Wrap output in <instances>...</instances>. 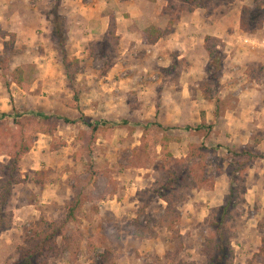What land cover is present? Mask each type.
Returning a JSON list of instances; mask_svg holds the SVG:
<instances>
[{
    "label": "rangeland",
    "instance_id": "374dc122",
    "mask_svg": "<svg viewBox=\"0 0 264 264\" xmlns=\"http://www.w3.org/2000/svg\"><path fill=\"white\" fill-rule=\"evenodd\" d=\"M34 5H37V3H34ZM53 5L54 1L48 0L44 6V10L47 11V15L49 16L53 14ZM241 5V1H235L230 4L213 1L206 7L197 8L198 18L205 24L206 29L210 28L211 31H213L214 27H217L218 31V25L223 24L221 22L218 23V18L221 13L226 12L230 14L232 18L230 24L232 29L235 30L236 28L234 27L233 21H236V24H238V18H236V16ZM244 7L252 8L248 11V17H244L246 20L245 25H242V18L240 22L241 28L247 30L249 35H232L231 39L225 36L226 39L224 40L212 34L207 35L222 40V50L225 55V58L222 60L223 73L220 82L218 85L214 84L211 88L210 95L212 100L215 99V96H219L224 90V86L227 82L222 83L221 80L226 72L229 73L240 70V72L243 73L246 69V74L250 73L252 76L258 74L257 71L259 67H253L249 70L245 67L246 63L241 62L236 56H239L240 53L238 49L242 50L249 48L251 50L253 46L257 50H264V0H247L242 9ZM41 8L43 9V5ZM169 8L170 4L166 7L163 16V23L166 29H168V23L171 17L178 18V21H180L182 14H187L193 18L192 13L196 10L188 11L183 0L174 1L173 7ZM111 11H113L112 8H110V12ZM60 12L62 15L60 14L61 20L57 19V27L61 29L62 36L60 37L56 34L54 20H52V22L49 23L50 29L47 37L49 43L44 41L45 45L48 46L47 48L44 47L43 44L33 49L27 46L20 48L17 45L18 33L8 32L0 28V70L3 77L0 78V83L3 84L1 85L3 89L7 91L6 94L8 95L9 104L12 105L10 114H14L15 111H39L47 114L63 115V117L65 116L75 121V123L70 125L63 124L67 128L66 131L69 139L62 137L56 138L55 134L61 122L59 121L58 129L54 136L39 133L34 138L31 151L25 155L27 156L32 151L42 150V146H44L43 141L46 139L43 137L44 135L52 137V140H49L45 149H43L46 154L47 162H43L44 168L41 170L47 172L46 182L50 179H55L53 177L57 171L61 175H69L66 183L71 186L72 194L68 197V192L66 194L68 189L66 187L64 189V195L66 197L73 198L74 193H76L74 186L77 187V190L84 191L85 205L83 211L86 215L82 216L84 222L82 225L75 226L76 228L74 227L73 238L70 239L71 246L69 247L68 243L63 247L64 250L67 248L66 246H68L72 253L66 255L62 254L64 253L62 252L57 258L51 260V264H112L114 254L108 247L110 246L108 240L121 230L125 232L133 230L127 224L132 222L134 218L126 216L130 220L125 224L114 222L116 218L109 216V214H104L100 219L101 209L96 202L99 203L109 196L113 197L114 182L112 181V173L116 175L117 171L115 169L117 167L111 168L110 163L107 162L108 154L122 155L124 158V160L121 161L122 165L127 167L131 165L148 166L149 163L154 161L155 179V171L161 162H163L164 153L162 147L161 158L156 162V159L153 158L154 148L151 147L150 149V143L155 138L157 140L161 139L162 143L163 133L157 125L150 126V130L147 131L146 139H144L145 132H143L141 144L137 151L132 149V146L122 144L119 146L114 143V141L124 138L122 136L123 132H127L130 135L133 134L132 128L120 129L118 125H115L114 128L105 132L102 131L99 134L98 139L92 145L94 148L93 155L95 157L94 160H91L88 148L84 147L85 142L88 140V136L85 134L83 140L79 139L82 131L88 129L87 125L84 124V119L86 118L87 121L91 122L99 119V121L107 120L118 123L128 118L131 122L136 123L132 112L135 109L141 108V106H145L146 103H151L156 109L157 115L155 119L143 121L144 124L149 121L152 123H161L164 127H169L173 132L172 134L183 133L186 130L185 125L168 121L165 105L170 98H175L177 102L182 100L180 97L183 90V83L181 82L183 77L182 73L188 68L190 70V64L188 59L185 58L183 59L184 63L181 67L172 69L175 60L179 59L175 57L172 59L171 64L165 65L164 61H160L161 55L155 53L153 45L144 43L143 33L141 35L127 34L126 30L129 28L126 27L127 24L118 23L116 19L113 25L115 26L114 35L112 34V30H110L111 27H109L105 35L99 38L97 37L88 42V44L81 45V47L75 45L76 50L74 48L73 50L71 44L69 45V27L71 24H69V20L66 16L65 6L61 7ZM241 15H243L242 12ZM113 16L114 15H112V17ZM178 21L176 24H178ZM117 24H119V27ZM202 35L203 34H201V36ZM207 36H205V38ZM234 36L236 40H232ZM141 38L142 40L139 42ZM62 43H64V50H66V57L80 60V65L74 68L77 72V78L74 81L70 80L67 75L68 71L64 66ZM202 54H205L208 60V65L205 69L207 71V78L205 76L202 81L198 79L196 82H192L195 84H202L212 79L211 74L213 73V68L210 67L212 58L205 48V41L203 48L200 49L197 54L198 61L204 66L206 60L204 57H201ZM235 59H237L238 63H231V61ZM55 61L59 63L57 69L55 65H53ZM17 68L23 69L24 72L22 75L27 83V88L19 86L14 80V72ZM178 72H181L179 81L177 80ZM199 91L202 92L203 95L205 94L201 86H192V98L190 101L198 99L197 95ZM186 101V99L182 100L184 103ZM221 107L224 108V106ZM124 108L129 110L128 114L123 113L122 110H124ZM94 110L95 113H92ZM168 117H171V115ZM203 117H205L204 114H202V119ZM206 126L202 135H199L201 139L200 142L194 143V145H200L203 141L207 145V141L210 137L209 132L211 130L208 125ZM6 131H10L12 135H7ZM29 131L30 129L28 132ZM13 134H19L18 130L13 127V118L0 120V152H3L0 153V157L4 156L3 160L0 159V163L7 162V160L10 159L9 154L15 150V144L11 140ZM194 134L195 133H192V135ZM168 135L172 138H180L181 140L179 142L182 141L181 136H171L169 131ZM179 142H171L170 146L173 143ZM216 148L218 149V156L224 160L225 166L227 167L230 161L227 152L228 147ZM243 149L260 155L259 158H264L260 152L252 147L238 148L235 150L241 151ZM32 153L35 154L34 152ZM137 153L138 156L140 154L141 158L138 156L136 157ZM37 155L40 156L39 153H37ZM62 156H66L63 162ZM155 156L158 158V155ZM129 159L132 161H129ZM135 159L137 161H135ZM256 160H258V158ZM256 160L248 164L247 171L243 175L245 181L240 180L239 182L240 192L246 200L240 207L241 215L229 222V229L233 233L232 246L235 250L234 264H263L259 253H261L260 249L264 237V195L248 193L250 187L248 186L247 179L248 170L254 165ZM22 161L20 163V168L25 183L15 185L13 189L12 201L7 210V212L12 211L13 213L12 227L0 231V241L4 242V244L0 245V264H9V262L18 257L19 248L24 243L26 229L36 227L44 220L51 221L58 218L62 214L63 206L71 200L65 199L62 204L52 203L46 206L42 205L38 199L41 186L37 185L33 180L36 172L40 171L36 170L38 164L36 165L37 167L34 164V168H30V170L24 174V172H22L24 169ZM94 171H99V174L94 175ZM222 176L218 177V202H216L217 204L215 203L211 209H208L199 201L196 202V205L192 202L196 192L202 189H180L181 192L186 193L188 196L186 208L184 209V217L185 219L188 218L191 220L190 224L189 222L186 223L188 224L187 234L190 236V241H188L187 245L189 244L192 251L189 252V257L178 260V264H207V257L202 254L204 229L213 216V210L224 203L225 197L229 193L231 186V183H227V178H222ZM216 179L217 178H214L215 182ZM229 180L230 178L228 181ZM259 180L261 181V179ZM143 196L145 208L150 207L155 200H159L155 197L152 198L150 194H143ZM87 204L89 206H95V208L92 207L90 211L87 212V207H89ZM180 206L178 207L180 213L179 222L173 229L158 225V221H160L165 212H162L163 209L158 204H155L150 210L146 209L143 214H140L141 208L137 211L138 218H142V221L137 220V228L141 229V232L147 235H152V231H156V228H168L175 234L178 233L176 232L177 228L178 226L180 227L184 221L182 219L183 216ZM187 209H192L190 210L192 214H189ZM93 220L96 224L89 225ZM97 234L106 238V242L100 252H108L110 256L107 259L97 258V261H94L88 249V239ZM12 238L14 239L13 243L10 242ZM77 238L81 240L80 251L77 255H74L73 250L75 249Z\"/></svg>",
    "mask_w": 264,
    "mask_h": 264
},
{
    "label": "crops",
    "instance_id": "0c3cea01",
    "mask_svg": "<svg viewBox=\"0 0 264 264\" xmlns=\"http://www.w3.org/2000/svg\"><path fill=\"white\" fill-rule=\"evenodd\" d=\"M50 1H54L55 5V0ZM235 1L242 2L236 16L238 24H236V21H233L235 30L232 29L230 24L232 18L226 12L221 13L218 18V23H223L218 25V31L217 27H214L213 31L210 28L206 29L205 24L198 18V10L196 9L192 13L195 19L187 14H182L178 24L174 25L171 31L165 32L164 36L153 44L155 53L161 55L160 61H164L165 65L171 64L172 59L175 57L179 59L187 58L190 64V70L183 71L181 80L183 90L180 97L182 100L186 99L187 101L185 103L182 100L177 102L175 98H170L165 105L168 121L181 123L185 125L186 129L183 133L176 134H172L173 132L169 130L171 136L177 135L182 137L181 142L173 143L170 146L176 158H185L190 145L200 142L199 135H202L204 130L197 131L196 128L203 125H208L211 130L207 141L208 146L232 147L233 149L252 147L264 156V50H260L259 48L257 50L252 46L251 50L249 48L238 49L240 53L239 56H236L241 62L246 63L245 67L249 70L253 67H259L257 75L246 74V69L243 73L240 70L226 72L221 82H227V84L219 96H215L213 100H207L202 92L199 91L197 95L198 99L190 101L192 98V86H201L200 83L195 84L192 82H196L198 79L202 81L205 76L207 78V71L205 70L208 65L207 56L205 54L201 55L206 60L204 66L202 63L200 64L197 58L199 50L204 46L205 36L212 34L224 40L226 39L225 36L231 39L232 35H249V32L242 29L240 25L241 12L243 13L242 7L245 6L247 0ZM47 2L48 0H0V28L8 32L18 33L17 45L20 48L27 46L33 49L39 47L41 44L47 48L48 46L45 45L44 41L49 43L47 40L50 29L49 23L54 20V28L57 27V16H55L54 11L49 16L47 15V11L44 10ZM34 3H37V5H34ZM168 4L169 0H62L61 7L65 6L66 16L69 24H71L69 27V45L71 44V48L76 50L75 45L81 47V45H86L97 37L105 35L109 30L112 15L116 17L115 19L118 23L127 24L126 27L129 28H127L126 33L129 35H141L144 29L153 25L166 29L163 23V16ZM42 5L43 9L41 8ZM110 8L113 11L110 12ZM60 10L59 16L62 15ZM59 20H61V17ZM117 25L119 27V24ZM201 34L203 35L201 36ZM141 40L142 38L139 42ZM232 40H236V37L234 36ZM237 59L231 61V63H238ZM58 64V61H55L53 64L56 69L59 66ZM0 78H3L1 70ZM1 85L3 84L0 83V114H10L12 105L9 104L7 91ZM221 106H224V108ZM122 111L124 114H128L129 110L124 108ZM92 113H95V110ZM156 113L157 111L151 103H146L145 106L135 109L132 114L136 123L131 122L128 118L124 119L128 121L126 125L118 122V128H132L133 134L130 135L127 132H123L122 136L124 138H120L118 141H114V143L119 146L121 144L132 146V149L137 150L140 147L144 132L145 125L143 121L155 119ZM202 114L205 115V120L202 119ZM169 115L171 117H168ZM64 118L68 117L64 116ZM73 123L75 122L67 123L65 120H61L59 129L55 134L56 138L69 139L66 131L67 128L63 124L70 125ZM192 133L195 134L192 135ZM43 137L46 139L43 141L44 146H42V150L45 149L47 142L52 140L50 136L44 135ZM151 147L154 148L153 158L157 162L161 158V139L157 140L155 138L150 143V149ZM42 150L32 151L35 154L31 152L24 157L22 161V166H24L22 172L24 174L30 168L33 169L34 164L35 166L38 164L36 170L44 168L43 162H47V159L44 150ZM155 155H158V158ZM62 157L63 162L66 156ZM138 157L141 158L140 154ZM0 159L3 160L4 156L0 157ZM107 159L110 167H117L115 168L117 171L116 175L112 173V181L114 182L113 197L109 196L99 203L96 202L101 209L100 219L104 214H109V216L116 218L114 222L125 224L130 220L128 217L134 218L132 222L127 224L133 230L129 232L121 230L108 240L110 244L108 247L114 254L112 264H178V260L189 257V252L192 251V248L189 244L187 245L188 241H190V236L187 234L188 224L186 222L190 224L191 220L184 217L187 201L180 206L184 221L180 227L178 226L176 231L178 233L175 234L168 228H156L155 235H147L137 228L138 223L136 221H142V218H138L137 211L144 207V191L155 185V162L149 163L148 166L131 165L127 167L122 165L121 161L124 160L122 155L108 154ZM135 161L137 160L135 159ZM68 176V174L61 175L56 171L53 177L55 179H50L44 186H41L38 199L42 205L46 206L52 203L62 204L65 199H71V197L68 198L72 194L71 186L66 183ZM222 178H227V183H230L227 174H224ZM247 179L248 186L250 187L248 193L264 195V158H258L254 162V165L249 168ZM66 187L68 189L66 191V194L68 192V197L64 195ZM198 201L208 209H211L218 202V178L212 190H198L196 192L192 202L196 205ZM155 204L162 207V212L165 211L167 203L162 199L155 200L146 209L150 210ZM92 207H87V212ZM190 210L192 209H187V212L192 214ZM95 224L94 220L89 223V225ZM135 231L139 233L134 234ZM10 242L13 243L14 239L12 238ZM1 244H4V242L0 241Z\"/></svg>",
    "mask_w": 264,
    "mask_h": 264
},
{
    "label": "trees",
    "instance_id": "16d2710c",
    "mask_svg": "<svg viewBox=\"0 0 264 264\" xmlns=\"http://www.w3.org/2000/svg\"><path fill=\"white\" fill-rule=\"evenodd\" d=\"M174 1L176 0H169L170 8L173 7ZM213 1L230 4L235 0H183V3L186 4L188 11H194L197 8L206 7ZM61 3L62 0H55L53 11L57 19L60 18L59 10ZM250 9L252 8H243V26L246 23L245 18L248 17V11ZM114 21L115 17L113 16L110 24V30H112L113 35L115 34ZM177 21L178 18H171L168 23V29H162L154 25L144 29L142 32L144 43L150 45L155 44L164 36L165 32H168L174 27ZM55 32L58 36H62V31L59 27H56ZM61 47L64 55V66L68 71L67 75L70 80L74 81L77 78V72L74 68L80 65V60L66 57L64 43H62ZM205 48L212 58L210 67L213 68V75L211 74L213 80L210 79L207 82H203L201 88L205 93V98L210 100L212 86L214 84L218 85L220 82L223 73L222 60L225 58V55L223 54L221 39L207 36L205 38ZM183 63V59H176L172 69L181 67ZM23 72L22 68H17L14 72V80L19 86L27 88V83L22 75ZM180 75L181 72H178V81ZM9 118H13V127L18 130L19 134H13L12 136L11 140L15 144V150L9 154L10 159L7 162L0 163V231L12 227L13 213L12 211L7 212V210L12 201L14 186L25 183V179L22 178L20 163L23 157L31 151L36 135L44 133L54 136L58 129L59 121L65 120L67 123L75 122L72 119L64 118L56 114H47L39 111H15L14 114H0V120ZM203 120H205V117H203ZM84 124L87 125L88 129L82 131L79 139L83 140L85 134L88 136L84 147L88 148L90 159L94 160V148L92 145L98 139L99 134L102 131L105 132L114 128L119 123L99 120L91 122L85 118ZM122 124L126 125L128 121L123 120ZM144 125V139L147 138V131L150 130L149 127L152 125H157L163 133L161 144L164 160L155 171L154 187L144 191V194H150L152 198L162 199L167 203L164 215L158 221L159 226H166L173 229L178 224L180 218L178 207L188 199L186 193L181 192V188L189 190H191L190 188L212 190L215 185L214 178H218L223 174H227L230 178V191L225 197L224 203L213 210V216L205 226L202 254L207 257V264H234L235 250L232 246L233 233L229 229V222L241 215L240 207L246 200L240 192L239 182L240 180L245 181L243 175L247 171L248 164L259 158L260 155L247 149L237 151L232 147H228L227 152L230 161L226 167L224 160L218 156V149L207 146L203 141L200 145L192 144L187 157L179 159L172 153L170 143L179 142L181 139L170 137L168 135L169 127H164L161 123L152 122H147ZM206 127L205 125L199 126L196 130H205ZM29 129L30 131L28 132ZM10 131H6L7 135H12ZM93 174L97 175L99 171H94ZM46 177L47 172L40 170L36 172L33 180L37 185L44 186L46 184ZM74 188L76 189V193L63 206L62 214L58 218L51 221L44 220L36 227L25 230L24 243L19 248V255L16 259L9 262V264H51V260L57 258L62 252H64L62 254L66 255L72 253L69 248L71 246L70 239L73 238L75 226L82 225L84 222L82 216H86L83 211L85 205L84 191L77 190L75 186ZM145 211L146 208L144 205L140 209V214H143ZM139 230L142 231L141 229ZM138 233V231H135L134 234ZM151 234L155 235L156 231H152ZM80 242L81 240L77 238L75 249L73 250L74 255H77L80 251ZM105 242L106 238L100 234L88 239V249L94 261H97V258H109L110 253L100 252ZM67 244L69 247L66 246L67 248L63 250V247ZM260 251L259 256L264 264V237Z\"/></svg>",
    "mask_w": 264,
    "mask_h": 264
}]
</instances>
